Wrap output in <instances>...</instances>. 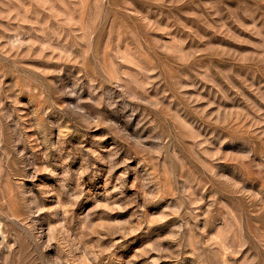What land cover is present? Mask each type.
<instances>
[{"label": "rangeland", "instance_id": "rangeland-1", "mask_svg": "<svg viewBox=\"0 0 264 264\" xmlns=\"http://www.w3.org/2000/svg\"><path fill=\"white\" fill-rule=\"evenodd\" d=\"M0 264H264V0H0Z\"/></svg>", "mask_w": 264, "mask_h": 264}]
</instances>
